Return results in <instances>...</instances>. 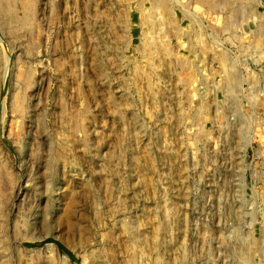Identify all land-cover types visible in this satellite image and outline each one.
Listing matches in <instances>:
<instances>
[{
  "label": "rangeland",
  "instance_id": "374dc122",
  "mask_svg": "<svg viewBox=\"0 0 264 264\" xmlns=\"http://www.w3.org/2000/svg\"><path fill=\"white\" fill-rule=\"evenodd\" d=\"M0 264H264V0H0Z\"/></svg>",
  "mask_w": 264,
  "mask_h": 264
},
{
  "label": "bare ground",
  "instance_id": "6f19581e",
  "mask_svg": "<svg viewBox=\"0 0 264 264\" xmlns=\"http://www.w3.org/2000/svg\"><path fill=\"white\" fill-rule=\"evenodd\" d=\"M148 21V20H147ZM153 46V44L151 43L150 44V47H152ZM6 67H7V64H5V69H4V73H5V71H6ZM187 84L189 85L190 84V81L188 80V82H187ZM115 102V100L113 99V103ZM148 157V156H147ZM149 158V157H148ZM149 163H150V165H151V162L149 161ZM65 260V259H64ZM66 261V260H65Z\"/></svg>",
  "mask_w": 264,
  "mask_h": 264
}]
</instances>
